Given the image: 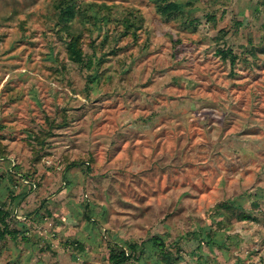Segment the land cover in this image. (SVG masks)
I'll list each match as a JSON object with an SVG mask.
<instances>
[{"label": "rangeland", "instance_id": "rangeland-1", "mask_svg": "<svg viewBox=\"0 0 264 264\" xmlns=\"http://www.w3.org/2000/svg\"><path fill=\"white\" fill-rule=\"evenodd\" d=\"M177 1L193 26L154 0H80L88 69L56 0H0V207L18 231L0 264H109L153 235L172 264H264V0Z\"/></svg>", "mask_w": 264, "mask_h": 264}, {"label": "trees", "instance_id": "trees-1", "mask_svg": "<svg viewBox=\"0 0 264 264\" xmlns=\"http://www.w3.org/2000/svg\"><path fill=\"white\" fill-rule=\"evenodd\" d=\"M156 14L167 22H182L184 28L193 26L195 19L192 18L190 10L187 7L190 2H182L177 0H154ZM55 16L57 18V24L60 25V31L64 32L67 36L65 42V48L67 58L77 64L82 65L85 68L91 69L93 62L89 56L85 54L82 48V33L79 30L73 28V21L77 14L80 12V0H56L55 2ZM105 6L99 8L100 12L104 10ZM108 8V7H107ZM106 9V8H105ZM98 13L93 15L94 22L103 20L109 22V18L106 15H102L97 18ZM137 15L130 11H121L119 19L116 21L124 28V32L121 36L132 35L134 39H137V31L139 27L133 24L132 20H135ZM208 19L214 20L213 15H209ZM255 49H250V54L255 56ZM217 55L224 61L228 60L231 66H234L237 60V55L230 48H219ZM51 125V124H50ZM48 130H51L49 126ZM4 154H0V157H4ZM24 178V177H23ZM27 180L26 178H24ZM217 210L222 212L225 216H228L230 211H234V206L228 203H220L217 205ZM226 209V210H225ZM11 211L0 207V241L5 239L6 236H11L13 239L17 237L18 231L11 227ZM231 215H229V219ZM239 221L248 220L250 215L242 213L236 214ZM15 220H19L16 219ZM20 222V221H19ZM209 237V236H208ZM210 237L207 242H209ZM113 248L110 249L107 261L109 264H128L129 262H138V264H150V262L143 258L146 251H150L153 254L154 262H160L163 264H172L175 260L172 253L165 246L163 238L157 235H153L141 243L127 241L124 244L115 243Z\"/></svg>", "mask_w": 264, "mask_h": 264}, {"label": "built area", "instance_id": "built-area-1", "mask_svg": "<svg viewBox=\"0 0 264 264\" xmlns=\"http://www.w3.org/2000/svg\"><path fill=\"white\" fill-rule=\"evenodd\" d=\"M15 218H16V219H19V220L21 219L19 216H15Z\"/></svg>", "mask_w": 264, "mask_h": 264}]
</instances>
